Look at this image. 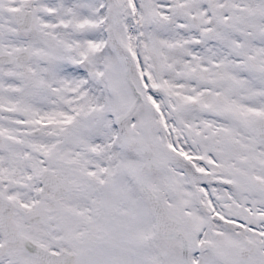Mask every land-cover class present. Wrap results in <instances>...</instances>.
I'll return each instance as SVG.
<instances>
[{"label":"snow or ice","instance_id":"obj_1","mask_svg":"<svg viewBox=\"0 0 264 264\" xmlns=\"http://www.w3.org/2000/svg\"><path fill=\"white\" fill-rule=\"evenodd\" d=\"M0 264H264V0H0Z\"/></svg>","mask_w":264,"mask_h":264}]
</instances>
